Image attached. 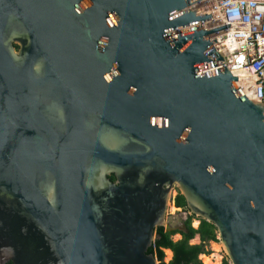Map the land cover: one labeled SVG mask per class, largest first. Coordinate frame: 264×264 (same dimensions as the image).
Here are the masks:
<instances>
[{
    "label": "water",
    "instance_id": "1",
    "mask_svg": "<svg viewBox=\"0 0 264 264\" xmlns=\"http://www.w3.org/2000/svg\"><path fill=\"white\" fill-rule=\"evenodd\" d=\"M210 18L185 0H0V264H160L173 186L229 264H264V102Z\"/></svg>",
    "mask_w": 264,
    "mask_h": 264
},
{
    "label": "built area",
    "instance_id": "2",
    "mask_svg": "<svg viewBox=\"0 0 264 264\" xmlns=\"http://www.w3.org/2000/svg\"><path fill=\"white\" fill-rule=\"evenodd\" d=\"M185 5L194 16L210 13L200 24L208 39L221 36L212 46L236 76V87L264 102V0H185Z\"/></svg>",
    "mask_w": 264,
    "mask_h": 264
},
{
    "label": "trees",
    "instance_id": "3",
    "mask_svg": "<svg viewBox=\"0 0 264 264\" xmlns=\"http://www.w3.org/2000/svg\"><path fill=\"white\" fill-rule=\"evenodd\" d=\"M15 47H17L15 45ZM111 180L114 179L113 175H110ZM174 205L176 207L182 208L184 211H188L185 206V201L182 195L177 192ZM192 218H197L192 214H188L183 220V229H170L165 230L163 227L159 226L155 228V234L158 235L154 239L152 244L148 247L147 252L153 254L160 264H202L199 255L206 253L205 243L208 241H217L216 238V228L213 224L206 222L201 218L199 224L196 228L191 226ZM178 233L180 238L178 240H173L172 235ZM199 237V243L190 244L189 241L194 238V236ZM163 249H169L172 252V257L170 261L164 262V252ZM5 264H12L10 261ZM222 264H229L226 258L223 259Z\"/></svg>",
    "mask_w": 264,
    "mask_h": 264
},
{
    "label": "rangeland",
    "instance_id": "4",
    "mask_svg": "<svg viewBox=\"0 0 264 264\" xmlns=\"http://www.w3.org/2000/svg\"><path fill=\"white\" fill-rule=\"evenodd\" d=\"M171 192H172L171 196L174 198L176 193H177V190L175 189L174 186L172 187V191ZM176 209H177V207L174 205L173 201L168 203L167 212H166V219H165L166 225H168V228H166V229H168V230H170V229H177V230L178 229H183L182 222L186 218V216L189 214V211H184L182 208H178L179 210H176ZM198 224H199V220L197 218H192L191 226L196 228L198 226ZM179 238H180V234H178V233H175V234L172 235V239L174 241L178 240ZM216 238H218V235H216ZM189 243L190 244L199 243V237L197 235L194 236V238L191 239L189 241ZM213 245L214 246L218 245L219 248H220L218 251H216L218 253V255L220 256L219 262L217 264H222L223 259L226 258V256H225L223 250L221 249V246H220V244L218 242V239H217V241H208V242H206L205 243V251H206V253H202V254L203 255H211L212 253H215ZM163 252H164V249H163ZM200 255H199V258L201 260V256ZM171 257H172V254H171L170 258H166L165 252H164L163 261L164 262H168V261H170ZM201 262L203 264L202 260H201Z\"/></svg>",
    "mask_w": 264,
    "mask_h": 264
},
{
    "label": "bare ground",
    "instance_id": "5",
    "mask_svg": "<svg viewBox=\"0 0 264 264\" xmlns=\"http://www.w3.org/2000/svg\"><path fill=\"white\" fill-rule=\"evenodd\" d=\"M246 92L249 94V91H246ZM219 249H220L219 246L215 245L214 246L215 253H212L211 255L201 254L200 256H201V260L203 261V264H217L219 262L220 256L218 255L216 251H218ZM164 252H165L166 258H170L172 254L171 251L169 249H164Z\"/></svg>",
    "mask_w": 264,
    "mask_h": 264
},
{
    "label": "flooded vegetation",
    "instance_id": "6",
    "mask_svg": "<svg viewBox=\"0 0 264 264\" xmlns=\"http://www.w3.org/2000/svg\"><path fill=\"white\" fill-rule=\"evenodd\" d=\"M79 6H83V8L82 7H80L79 9H77V11H79V12H81L83 9H84V4H80ZM110 179V178H109ZM111 180V179H110ZM114 180V179H113ZM175 187V189L177 190V192H178V189H177V187L176 186H174ZM177 194V193H176ZM176 196V195H175ZM174 199H175V197L173 198V203H174ZM178 208H180V207H177V209L176 210H179Z\"/></svg>",
    "mask_w": 264,
    "mask_h": 264
}]
</instances>
